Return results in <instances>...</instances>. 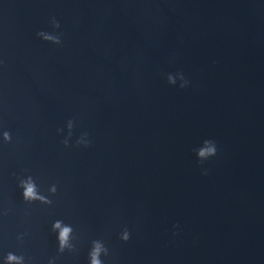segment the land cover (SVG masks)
I'll return each instance as SVG.
<instances>
[{"label": "water", "instance_id": "1", "mask_svg": "<svg viewBox=\"0 0 264 264\" xmlns=\"http://www.w3.org/2000/svg\"><path fill=\"white\" fill-rule=\"evenodd\" d=\"M51 17L61 45L36 36ZM3 131L0 264H88L93 240L104 264H264V0H0ZM29 175L51 205L23 201Z\"/></svg>", "mask_w": 264, "mask_h": 264}, {"label": "clouds", "instance_id": "2", "mask_svg": "<svg viewBox=\"0 0 264 264\" xmlns=\"http://www.w3.org/2000/svg\"><path fill=\"white\" fill-rule=\"evenodd\" d=\"M50 26L53 29V32L38 31L36 36L45 42H49L53 45H61V36L62 33H56L55 30L60 28L59 22L55 17L50 18ZM167 83L169 85H177L183 89L188 86L189 81L185 78L184 74L181 71H177L175 74H167L166 76ZM67 129V134L61 143L65 146H69V141L73 135L74 120L69 119L65 125ZM57 134H60L64 129L57 128ZM2 139L5 143L11 141L12 137L8 131H3ZM89 134L87 132H82L79 137L76 139L75 144L78 146L89 147L91 140L88 138ZM195 157L198 163H203L211 157H214L217 154V145L216 142L212 139H205L202 141L199 147L193 149ZM202 175H207V169H201ZM22 189V199L26 203H32L38 201L41 204L51 205L53 201L48 197L40 193L38 186L32 176H27L25 178L19 179L18 185ZM50 195H54L57 192V187L55 184L51 185L48 188ZM174 228H177L178 225H173ZM73 227L70 224H65L62 220H55L51 224V232L56 234L57 241V253H64L68 251L69 253H75L77 251L73 241L75 236L73 235ZM23 235L17 237L18 240H22ZM130 238V233L125 228L119 235V239L123 242H127ZM109 250L104 245L101 240H93L91 242L90 250L88 251V264H104V261L101 259V256H108ZM58 257H53L49 259L48 264H55V261ZM3 264H25V258L23 255H16L12 252L7 253L3 258Z\"/></svg>", "mask_w": 264, "mask_h": 264}]
</instances>
